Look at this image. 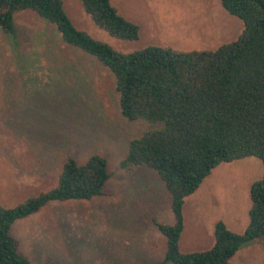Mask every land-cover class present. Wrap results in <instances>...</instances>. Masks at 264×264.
Returning <instances> with one entry per match:
<instances>
[{
  "label": "rangeland",
  "instance_id": "1",
  "mask_svg": "<svg viewBox=\"0 0 264 264\" xmlns=\"http://www.w3.org/2000/svg\"><path fill=\"white\" fill-rule=\"evenodd\" d=\"M110 1L138 25L136 40L117 39L97 27L80 0H63V6L75 27L122 52L148 45L181 52L214 49L235 40L243 28L218 0ZM14 24V35L0 29V205L14 207L53 187L69 158L83 163L99 154L113 171L105 195L50 201L14 221L10 234L18 251L32 264L161 262L166 238L156 222L173 223L171 196L147 166L119 168L130 141L148 123L123 117L113 74L93 55L63 42L54 24L29 9L15 12ZM263 172L255 157L213 168L184 200L180 250L209 249L217 220L242 232L249 185ZM233 257V264H264V238Z\"/></svg>",
  "mask_w": 264,
  "mask_h": 264
},
{
  "label": "trees",
  "instance_id": "2",
  "mask_svg": "<svg viewBox=\"0 0 264 264\" xmlns=\"http://www.w3.org/2000/svg\"><path fill=\"white\" fill-rule=\"evenodd\" d=\"M0 29L14 35V13L29 9L55 25L66 44L93 55L114 76L123 117L145 120L148 128L130 141L119 168L147 166L171 196V224L156 222L166 238L164 259L156 264H233L235 253L264 238V172L249 185L248 223L234 232L223 220L214 224L213 245L182 252L185 198L223 162L255 157L264 169V0H219L240 19L238 37L214 49L176 51L148 45L131 52L114 49L74 26L63 0H4ZM83 11L110 36L136 40L139 27L110 0H80ZM113 171L92 154L83 163L67 159L57 183L14 207L0 205V264H32L10 234L14 221L50 201L89 200L106 194Z\"/></svg>",
  "mask_w": 264,
  "mask_h": 264
},
{
  "label": "crops",
  "instance_id": "3",
  "mask_svg": "<svg viewBox=\"0 0 264 264\" xmlns=\"http://www.w3.org/2000/svg\"><path fill=\"white\" fill-rule=\"evenodd\" d=\"M218 1H219V0H218ZM258 240H259V239H258ZM213 243H214V242H213ZM233 258H234V257L231 258V262H232ZM256 259L259 260V258H255V257H254L253 259H251V260H253L254 263L259 262V261H257ZM232 263H233V262H232Z\"/></svg>",
  "mask_w": 264,
  "mask_h": 264
},
{
  "label": "water",
  "instance_id": "4",
  "mask_svg": "<svg viewBox=\"0 0 264 264\" xmlns=\"http://www.w3.org/2000/svg\"><path fill=\"white\" fill-rule=\"evenodd\" d=\"M5 4H7V1L0 0V6H1V5H5Z\"/></svg>",
  "mask_w": 264,
  "mask_h": 264
}]
</instances>
